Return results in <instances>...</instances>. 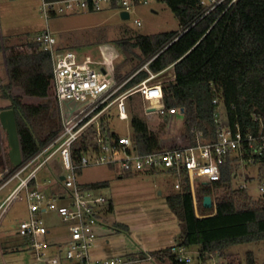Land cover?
Segmentation results:
<instances>
[{
  "label": "trees",
  "instance_id": "trees-1",
  "mask_svg": "<svg viewBox=\"0 0 264 264\" xmlns=\"http://www.w3.org/2000/svg\"><path fill=\"white\" fill-rule=\"evenodd\" d=\"M162 1L175 13L181 29L187 30L181 35L179 31H165L137 33L131 38L118 39L123 59L116 64V79H127L122 77L121 69L135 57L142 64L149 62V69L158 75L173 66L175 77L161 83L163 101L166 107L182 111L189 143H196L198 132L203 133V140H216V131L221 126L215 116L218 105L213 103V99L216 97L230 123L238 121L245 131H257L259 123L254 120L253 112H259L264 118V0H239L220 18L221 9L201 18L203 6L200 0ZM39 32H26L17 38L0 37V51H5L9 72V80L1 89L3 97L10 100V106L16 112L23 161L32 158L62 127L61 108L56 99L59 125L45 134H41L36 127L40 135L37 134L35 125L50 106L46 102L25 100L27 96H55L53 63L50 53L37 40ZM149 75L148 71L139 70L121 91L133 88ZM106 118L110 117L102 115L100 118L106 132L117 136ZM131 123V137L140 152L164 148L146 119L133 115ZM92 145L93 138L88 132L73 145L74 158L79 159ZM10 174L4 173L0 183ZM234 174L229 163L226 164L221 181L215 184L216 213L213 215H197L186 177L182 178L181 189L166 195L167 204L180 219L181 232L174 245L198 250L201 264H208L213 254L218 257L217 264H235L222 260L228 248L264 241V196L254 199L247 188L234 184ZM108 185V181L87 184L92 188ZM211 192L209 188L203 189L200 196L202 198ZM201 208L204 213L212 211L203 205ZM109 211H114L112 203ZM118 226L129 228L125 223H118ZM172 246L151 253H159L162 258L168 256L173 264H186L169 254ZM246 255V262L241 264H264L253 251ZM129 256L139 257L137 254Z\"/></svg>",
  "mask_w": 264,
  "mask_h": 264
},
{
  "label": "built area",
  "instance_id": "built-area-1",
  "mask_svg": "<svg viewBox=\"0 0 264 264\" xmlns=\"http://www.w3.org/2000/svg\"><path fill=\"white\" fill-rule=\"evenodd\" d=\"M238 1L200 0L203 6L201 18L221 9L218 17L220 18ZM149 3L151 0H42L41 10L47 21L58 15L105 10H117L120 14L127 12L128 19H132L135 8ZM134 23L142 24L138 17H135ZM186 30L180 29L179 35ZM37 40L51 55L54 91L61 108L62 127L59 133L32 158L22 161L15 170L9 168L8 172L11 174L0 183V191L12 183L16 185L0 205V225L5 206L24 192L28 216L19 223L17 232L26 239L28 248L37 251L39 259H45V251L50 246L46 237L51 230L44 219V214L48 211L58 214L67 224L69 231V239L59 243L55 255L48 260L51 264H64V261L66 264L133 262L148 264L155 257H160L159 253L143 251V257L134 258L127 255L94 260L92 250L95 249L99 236L98 227L110 214L111 200L101 193L102 188H92L79 182V172L88 166L104 164L121 169L123 173L132 174L163 171L175 178L173 185L175 190L182 188V178L186 177L193 194L196 213L200 217L216 213L215 184L221 181L223 168L228 163L235 172V178L239 175L237 172L239 166H255L259 173L258 190L260 195L264 196V118L259 112H253L254 120L259 123L258 130L245 131L240 122L236 121L234 124L229 122L223 106L219 105V99L216 97L213 99V103L218 105L215 116L221 126L216 131L215 141L203 140V133L198 132L195 144L187 142L185 145H174L143 153L134 145L131 134L122 135L118 132L117 136L108 134L100 116L107 107L115 104L119 117L127 119L129 114L126 100L135 93L148 102V113L157 112L165 117L177 114L180 109L165 106L161 83L152 82L158 74L151 73L133 88L121 91L130 77L117 81L113 75L114 67L111 60L100 63L90 55L79 59L73 50L61 49L48 25L39 32ZM97 63L101 67L97 68ZM65 100L82 105L68 116L63 105ZM88 132H91L93 145L76 160L72 151L73 145ZM56 162H60L61 171H57L53 166ZM44 167L55 174L66 191L54 189L51 180L41 183L39 172ZM242 176L243 183L239 186L248 188V182L253 177L246 169ZM206 188L212 191L210 195L213 206L209 213H204L201 208L204 204L200 192ZM192 253L198 254V250L174 245L169 254L180 262L188 263L192 261ZM217 263L218 257L213 254L208 264Z\"/></svg>",
  "mask_w": 264,
  "mask_h": 264
},
{
  "label": "rangeland",
  "instance_id": "rangeland-1",
  "mask_svg": "<svg viewBox=\"0 0 264 264\" xmlns=\"http://www.w3.org/2000/svg\"><path fill=\"white\" fill-rule=\"evenodd\" d=\"M42 0H0V32L5 35L17 36L26 33L27 30H34L40 26L43 29L48 25L58 40L60 47L65 50H73L83 59L90 55L97 62L111 60L113 63V75L115 76L116 64L123 58L117 40L131 38L134 34H152L165 31H180L181 26L175 13L169 5L162 0H151L149 4H142L135 8L132 19H122L117 10H105L103 12H88L78 14H64L51 17L48 21L41 10ZM135 17L140 18L142 24L134 23ZM33 32V31H32ZM138 50V49H137ZM139 51V50H138ZM4 60V62H3ZM96 67H101L96 64ZM139 68L136 72L135 69ZM149 69L147 63H141L135 57L121 69L122 77H132L139 70ZM135 72V73H134ZM134 73V74H133ZM173 67L166 73L156 76L152 82H160L174 78ZM173 74V75H171ZM149 75V76H150ZM129 76V77H128ZM5 78V79H4ZM9 80V72L6 63L4 50L0 51V80ZM117 80V79H116ZM119 81V80H117ZM28 102H46L50 109L42 115L37 125L41 134L47 133L53 127L59 125L57 114L56 97L38 98L25 97ZM127 119H121L115 104L107 107L102 115L112 127L122 135L132 134L131 118L139 115L146 119V105L140 96L133 95L127 100ZM178 111L176 115L168 117L153 112L150 120L146 121L159 137L162 147L177 145L175 143H187L186 124L184 115ZM101 115V116H102ZM100 116V118H101ZM37 134L40 135V133ZM1 161V160H0ZM3 167L0 178L9 170L8 163L2 159ZM57 171H61L60 162L53 163ZM249 171L253 177L248 182V192L258 199L261 195L258 190L259 173L255 166H239L238 177L234 184L243 183V173ZM41 183L51 180L54 189L64 192L66 189L60 183L55 174L44 167L39 172ZM78 180L82 185L97 181H108L109 185L101 189V193L114 206V211L105 217V221L111 226L105 225L100 229L98 245L92 250L95 259L106 257L125 256L135 253L140 249L154 247L157 240L165 239L167 236H175L176 230L181 232L180 219L166 202V195L175 191L173 186L174 177L166 172L155 173H134L126 175L121 169H114L108 165H92L82 169L78 174ZM16 183H12L0 191V200L5 198ZM28 216L25 193L21 192L10 204L5 206L2 232L11 240V249L5 254L6 264H51L48 260L55 255L59 243L69 239L67 224L53 211L44 214V219L51 233L46 240L50 246L45 251L44 258L39 259L37 251L32 248H17L22 238L18 235V225L22 219ZM118 223H128V229H122ZM176 229V230H175ZM253 251L259 261H264V241L247 242L231 246L226 251L223 261H233L235 264L246 262V253ZM105 254L104 257H99ZM62 256L64 257L63 253ZM127 256V255H126ZM192 261L186 264H201L198 254L192 253ZM0 264H3L0 262ZM64 264L66 262L64 261ZM130 264H147L146 262H134ZM148 264H173L167 257L164 262L155 260Z\"/></svg>",
  "mask_w": 264,
  "mask_h": 264
},
{
  "label": "crops",
  "instance_id": "crops-1",
  "mask_svg": "<svg viewBox=\"0 0 264 264\" xmlns=\"http://www.w3.org/2000/svg\"><path fill=\"white\" fill-rule=\"evenodd\" d=\"M55 17H57V16H55ZM43 29V27L42 26H40V28H36L35 29V31L34 30H27L26 32H36V31H41ZM6 36H11V35H5L4 33H2V32H0V37H6ZM13 36V35H12ZM60 44V43H59ZM59 47H60V45H59ZM3 62H4V60H3ZM173 66H171L170 68H168L166 71H164L163 73H166V72H168L171 68H172ZM173 69H174V67H173ZM174 74V77H175V73H173ZM173 74H171V75H173ZM5 79V78H4ZM0 80V112L2 111V110H4V109H8V108H11V102H10V100H8V99H6L5 97H3V92H2V89H1V86L2 85H4V84H6L7 82H6V80ZM133 95H138V96H140L139 94H133ZM132 95V96H133ZM141 97V96H140ZM141 99L144 101V99L141 97ZM145 102V101H144ZM147 103V105H148V102H146ZM146 105V119L147 120H150V118H151V116H152V114L153 113H148V106ZM127 108H128V106H127ZM176 115V114H175ZM180 115H182V113L180 114ZM114 130L116 131V129L114 128ZM117 132V131H116ZM6 142H5V137H4V132H3V127H2V123H1V118H0V160L2 161V159L5 161V163H8V157H7V150H6V144H5ZM175 144H177V145H185V144H187V143H175ZM0 161V172H1V169H2V165H3V162H1ZM8 166H9V164H8ZM174 182H175V178H174ZM174 182H173V185H174ZM7 197V196H6ZM5 197V198H6ZM5 198H3L2 200H0V205L2 204V202L5 200ZM110 217V216H109ZM108 217V219L110 220V218ZM3 219H4V217H3ZM2 223H3V220H2ZM2 223H1V225H0V241H1V245H0V262H2L3 264H6V260H5V254L12 248L11 247V245H12V242H11V240L2 232ZM106 224H107V226H111V224H110V222H108V221H105L103 224H101L99 227H98V231H100V229L105 225V227H107L106 226ZM125 224H127L128 226H129V224L128 223H125ZM176 230V229H175ZM99 234H100V232H99ZM179 235H180V233H179V231L178 230H176V232H175V236L173 235V236H167L165 239H160V240H157V241H155V243H154V247H149L147 250L145 249V248H143V249H140L139 251H137V252H135V253H130V254H126V255H131V254H137V255H139V257H143L144 256V253H143V251H147V252H152V251H157V250H160V249H162V248H165V247H169V246H172V245H174L176 242H177V239H178V237H179ZM22 238V237H21ZM98 239H99V236H98V238H97V242H96V247H97V245H98ZM25 248V247H27L26 246V243H25V240H24V238H22V240H21V242L20 243H18V247L17 248ZM56 252V251H55ZM104 255L105 254H101V256H99V257H104ZM125 255V256H126ZM106 257V256H105ZM137 257V256H136ZM160 257L161 258H154L152 261H155V260H159V261H161V262H164L165 260H166V258L168 257V256H164V258H162V256L160 255ZM151 261V262H152ZM134 263V262H133ZM137 263V262H136ZM149 263V262H148Z\"/></svg>",
  "mask_w": 264,
  "mask_h": 264
},
{
  "label": "water",
  "instance_id": "water-1",
  "mask_svg": "<svg viewBox=\"0 0 264 264\" xmlns=\"http://www.w3.org/2000/svg\"><path fill=\"white\" fill-rule=\"evenodd\" d=\"M122 19H128L129 13L122 12ZM105 71V69L103 68ZM64 108L68 116L81 107V103L65 100ZM1 123L3 127L5 144L7 150L8 164L10 170H15L23 161L21 139L18 129L17 117L14 108L4 109L0 112ZM64 179V176L61 177ZM203 204L207 208H212V197L210 194L203 196Z\"/></svg>",
  "mask_w": 264,
  "mask_h": 264
}]
</instances>
